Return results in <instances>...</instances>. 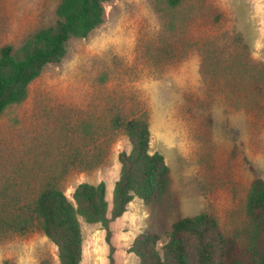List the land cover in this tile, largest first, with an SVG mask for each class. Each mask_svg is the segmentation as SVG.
Returning a JSON list of instances; mask_svg holds the SVG:
<instances>
[{
    "label": "rangeland",
    "instance_id": "rangeland-1",
    "mask_svg": "<svg viewBox=\"0 0 264 264\" xmlns=\"http://www.w3.org/2000/svg\"><path fill=\"white\" fill-rule=\"evenodd\" d=\"M60 1L0 0V49L16 52L53 27ZM104 9L103 23L70 39L61 62L0 115V219L46 185L73 202L78 184L100 182L110 218L118 154L131 150L118 118L147 121L169 186L151 204L134 198L107 229L77 216L79 264H139L135 238L155 233L161 246L174 221L201 212L241 228L250 182L264 180V0H110ZM0 264L60 262L38 228L0 225Z\"/></svg>",
    "mask_w": 264,
    "mask_h": 264
},
{
    "label": "trees",
    "instance_id": "trees-1",
    "mask_svg": "<svg viewBox=\"0 0 264 264\" xmlns=\"http://www.w3.org/2000/svg\"><path fill=\"white\" fill-rule=\"evenodd\" d=\"M109 1L61 0L53 27L33 34L16 52L10 46L0 49V115L25 98L29 84L46 65L61 62L70 39H84L103 23L104 5ZM165 1L175 7L181 0ZM114 124L126 135L131 150L118 154L120 171L110 218L104 183L78 184L72 192L73 202L55 185H46L30 204L22 205L16 197L0 225L13 232L38 228L56 246L60 264H79L82 236L77 216L107 229L109 221L121 216L134 198L151 204L162 197L169 186V169L162 153L150 151L147 121L116 118ZM244 210V226L231 232L211 214L201 212L174 221L161 246L158 234L143 233L130 250L139 264H264V180L258 176L250 182Z\"/></svg>",
    "mask_w": 264,
    "mask_h": 264
}]
</instances>
